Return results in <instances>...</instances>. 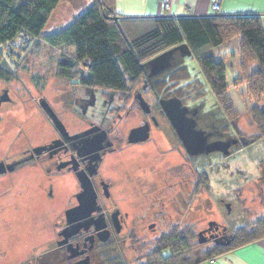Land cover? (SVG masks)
<instances>
[{
  "label": "rangeland",
  "instance_id": "obj_1",
  "mask_svg": "<svg viewBox=\"0 0 264 264\" xmlns=\"http://www.w3.org/2000/svg\"><path fill=\"white\" fill-rule=\"evenodd\" d=\"M92 1L63 0L53 12L43 36L64 29ZM15 43L18 44V41ZM22 46L17 48L22 59L15 58L19 64L15 62L13 69L7 67L5 70L10 80L0 79V92L7 89L14 100L12 104L0 108V157L2 152L9 151L10 139L18 137L20 130L27 131L22 133L23 136L27 134V139L22 140L32 145L51 137L49 129H52V125L49 123L48 128V119L39 103L42 99L47 100L56 113H61V118L72 131L87 127L85 121L88 119L100 122L107 111L106 106L101 104L89 109L87 114L84 113L83 99L88 96L86 87L81 83L87 76L84 65L79 64L70 78L61 74V64L70 61L74 55L72 48H53L42 40L38 44L32 41L27 49ZM240 48L241 39L237 37L213 52L216 60L226 66L227 91L220 98L216 97L210 84L197 81L201 74L196 60L188 57L185 59L193 76L188 82L192 83L189 90L191 93L182 99L183 104L191 109H201L203 125L215 124L217 129L223 127L225 133L241 141L231 156L213 153L190 158L180 143H176L169 122L160 110L158 99L168 97L188 85L175 82L179 79L177 75L182 74L178 70L174 74L176 80L171 82L170 77V82L163 85L167 91L161 97L154 90V87H160H152L147 82L144 96L155 106L161 123L160 128L153 129V139L139 147H122L115 155L108 157L105 166L106 172L115 174L118 179H121L124 169L129 166L138 178L141 177L148 184L157 179H167L170 174L167 170L171 168L176 171L177 181L193 172L192 184L186 186L178 182V198L182 197L181 193L185 196L187 189L192 191L193 199L189 210L186 203L179 200L176 220L182 228H193L195 246L190 258L194 262L202 260L201 254L207 250L205 246L197 247V238L208 223L224 225L230 233L239 229L252 232L258 222L264 219V92L256 93L260 89V84L254 81L258 70L256 62L248 65V71L241 72ZM170 73H167L163 82H166ZM141 81L135 85H139V89ZM103 91L109 92L97 88L99 101H102L100 94ZM102 98L106 97L103 95ZM128 104V108H131L129 117L119 124V135H127L143 118L141 111L132 107L131 102ZM13 179L10 175L0 179V191L6 190L0 199L2 264H7L5 261L9 260V254L21 249V246L38 245L41 240H45L53 232L55 223L51 221L52 216L46 215L43 208L32 199L38 196L36 181L29 188L12 190ZM20 191V196L30 198L19 199L17 194ZM227 204L230 205V211ZM157 236L147 233L145 243L149 247H145V254L152 251L151 246L154 247V244H147L148 241ZM197 253H200L199 256Z\"/></svg>",
  "mask_w": 264,
  "mask_h": 264
},
{
  "label": "flooded vegetation",
  "instance_id": "obj_2",
  "mask_svg": "<svg viewBox=\"0 0 264 264\" xmlns=\"http://www.w3.org/2000/svg\"><path fill=\"white\" fill-rule=\"evenodd\" d=\"M173 68L174 61L172 68L158 76L150 77V72L145 73L148 77L142 79L140 89L138 85L129 87L125 91L107 90L108 93L103 91L100 95L106 98L101 97L102 101H99L96 88L84 85L88 93L83 99L84 113L87 114L89 109L101 104L107 108L100 122L88 119L85 121L88 123L87 127L72 131L61 118V113H56L52 108L65 127L66 132H61L42 109L48 119V128L49 123L52 125V129H49L51 137L32 145L22 140V138L27 139V134L24 136L22 134L27 131L20 130L18 137L10 139L9 151L2 152L0 157V163H4L7 170L0 175V179L9 175L14 177L11 180L12 190L14 188L17 190L19 187L29 188L30 184L36 181L38 196L31 198L43 208L46 215L52 216L51 221L55 223H53V232L47 236L48 240L46 237L38 245L21 246V249L9 254V260L5 263L149 264L148 258L152 256L162 258V256L174 255L178 234L186 235V240L189 241L187 248L193 250L195 244L190 237L194 234L193 228H182L176 220L179 200L185 202L189 210L193 199L192 191L189 192L187 189L186 195L181 193L182 197L178 198V182L186 186L192 184L193 172H190L189 176H182L181 181H177L176 171L171 168L173 171L167 170L170 173L167 179L160 181L157 179L148 184L141 177L138 178L129 166L124 169L121 179L115 174H109L105 169L108 157L115 155L122 147H139L153 139V129L160 128L161 123L155 106L144 96L147 82H161ZM150 86L155 85L151 83ZM141 97L150 107L148 114L141 108ZM171 97L164 96L158 99L163 114L160 103ZM13 102L9 91L2 89L0 108ZM129 102L132 107L143 113V118L127 135H119V124L129 117L131 110L128 108ZM185 107L195 113V115L189 114V117H194L196 128L206 134L208 143L230 142L228 157L231 156L234 148L238 147L241 141L225 133L223 127L217 129L215 124L203 125L200 108ZM1 119L0 117V123ZM169 125L176 143H180L188 157L210 155H189L170 122ZM143 126L149 127L148 139L131 141V131ZM101 134L105 136L101 144L86 146V143L96 140ZM97 147L102 148L97 151ZM215 153L224 155L221 152ZM9 167L12 171H9ZM86 177L89 179L90 189L82 181ZM85 186L88 191L85 190ZM5 193L6 190L0 191V199ZM21 193L22 191L17 194L19 199L23 198L20 196ZM28 198L30 197L23 199ZM91 200H94L95 204L85 207V204ZM81 207L83 209L77 212L76 210ZM212 223H208V226L198 233L197 247L205 246L209 249L214 245L225 246L234 241V232L230 233L224 225ZM147 233L158 236L148 241L147 244H154V247L151 246L152 251L145 254V247H149L145 243ZM191 254L192 252L186 253L184 259L192 260Z\"/></svg>",
  "mask_w": 264,
  "mask_h": 264
},
{
  "label": "trees",
  "instance_id": "obj_3",
  "mask_svg": "<svg viewBox=\"0 0 264 264\" xmlns=\"http://www.w3.org/2000/svg\"><path fill=\"white\" fill-rule=\"evenodd\" d=\"M62 1L0 0V47L7 42L16 46L18 36L25 33L35 44L42 40L53 48H72L74 55L70 61L61 64L62 75L70 78L76 67L82 64L87 69V76L81 80L83 85L125 91L148 77L145 73L150 72L148 64L152 59L186 45L191 55L183 57L180 52L175 55L174 68L169 71L171 73L166 82L150 81L149 84L160 87L153 86L155 94L161 97L167 91L163 85L167 81H175L174 74L178 70L182 74L177 75L179 79L175 82L187 84L190 81L193 74L185 64L188 57L199 65L201 77L197 81L210 84L216 97L220 98L227 91L226 66L216 60L213 52L238 37L241 39V72L247 70L250 63L256 62L258 70L254 81L260 84L256 93L264 92V29L259 16L211 14L201 17L129 18L116 14L114 0H93L64 29L43 36L53 12ZM7 67L13 69L0 48V79L6 81L10 80L5 71ZM191 84L179 88L170 96L182 100L191 93ZM190 237L194 242L195 235ZM263 240L264 219H261L252 232L246 229L235 231L231 244L211 246L202 252V260L194 262L193 259H184L186 253L190 254L193 250L187 248L189 241L186 235L178 234L175 256H152L148 262L202 264Z\"/></svg>",
  "mask_w": 264,
  "mask_h": 264
},
{
  "label": "water",
  "instance_id": "obj_4",
  "mask_svg": "<svg viewBox=\"0 0 264 264\" xmlns=\"http://www.w3.org/2000/svg\"><path fill=\"white\" fill-rule=\"evenodd\" d=\"M178 52H180L183 57L191 55L189 48L186 45H181L157 56L156 58L152 59L148 64L150 70V77H155L162 74L163 72L168 71L173 65L175 54ZM3 100L6 99L3 98ZM40 104L42 109L50 117L55 126L59 130H61V132H66L64 125L59 120L58 116L56 115L50 104L47 102V100L42 99ZM160 105L165 116L167 117L168 121L175 130L176 134L178 135L180 141L182 142L184 148L186 149L189 155L198 156L200 154H212L215 152H221L225 156L229 155L230 142L217 141L213 143H208V138L206 134L196 128L197 125L194 117H189V114L192 113V115H195V113L191 112L187 107H185L181 99L173 97L167 100H162ZM141 108L144 110L145 113H150V107L142 97ZM130 135L131 141L133 140V142L146 141L149 137V127L143 126L135 128L131 131ZM104 140L105 136L101 134L98 138H96V140L86 143V146H90L95 143L101 144ZM97 148L96 150L98 151L101 150L102 147H99L98 149ZM6 171L7 170L4 166V163H0V175L4 174ZM9 171H12L11 167H9ZM88 180L89 179L87 177L85 179H82V181L85 182L86 186H88L89 184ZM86 186L85 190L88 191ZM94 204L95 201L91 200L85 204V207H90ZM226 207L230 211V205L227 204ZM81 209L83 208H78L76 211L78 212ZM72 211L75 212V210Z\"/></svg>",
  "mask_w": 264,
  "mask_h": 264
},
{
  "label": "crops",
  "instance_id": "obj_5",
  "mask_svg": "<svg viewBox=\"0 0 264 264\" xmlns=\"http://www.w3.org/2000/svg\"><path fill=\"white\" fill-rule=\"evenodd\" d=\"M212 1L114 0V8L116 14L129 18L201 17L214 14ZM168 3L170 8L166 9ZM217 14L223 16H259L264 29V0H220ZM202 264H264V240Z\"/></svg>",
  "mask_w": 264,
  "mask_h": 264
},
{
  "label": "built area",
  "instance_id": "obj_6",
  "mask_svg": "<svg viewBox=\"0 0 264 264\" xmlns=\"http://www.w3.org/2000/svg\"><path fill=\"white\" fill-rule=\"evenodd\" d=\"M219 6H220V0H213L212 1V9H213L214 14H217L219 12ZM169 8H170V4L168 3L166 5V9H169ZM18 39H19V42L16 46H13L10 42H7L5 45L0 47L2 53L4 54V56L6 58V60L9 61V63L12 65H13V63L16 62V60H15L16 57H17V59L22 58V54L17 51V48H19V46L23 45L24 47L23 46L22 47L24 49H27L30 47V45L32 43V39L28 35H26L25 33H21L18 36Z\"/></svg>",
  "mask_w": 264,
  "mask_h": 264
}]
</instances>
